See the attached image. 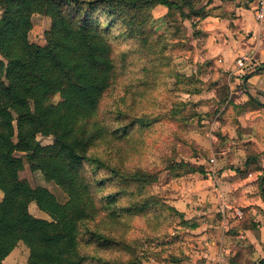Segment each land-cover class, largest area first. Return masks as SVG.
Returning <instances> with one entry per match:
<instances>
[{"label": "trees", "instance_id": "trees-1", "mask_svg": "<svg viewBox=\"0 0 264 264\" xmlns=\"http://www.w3.org/2000/svg\"><path fill=\"white\" fill-rule=\"evenodd\" d=\"M156 7L177 11L187 21L204 19L192 0H0V264L19 243L28 250L26 264H133L93 256L87 249L129 250L110 231L134 217L164 211L150 188L182 174H205L182 163L157 173L127 169L134 127L146 125L134 118L122 124L129 117L124 110L114 112L113 126L109 114L107 120L99 118L101 101L117 76L113 29L134 42L130 52L139 61L147 54L158 58L149 26ZM34 15L50 20L43 46L29 41ZM175 77L181 83V75ZM221 98L224 103L227 96ZM38 136L52 143L43 146ZM256 160V155L247 159ZM25 164L60 188L66 202L21 179ZM250 171L264 173L259 166ZM96 191L107 193L99 204ZM31 204L48 219L31 215ZM99 222L106 230L97 229ZM237 251L232 264L241 257Z\"/></svg>", "mask_w": 264, "mask_h": 264}, {"label": "rangeland", "instance_id": "rangeland-1", "mask_svg": "<svg viewBox=\"0 0 264 264\" xmlns=\"http://www.w3.org/2000/svg\"><path fill=\"white\" fill-rule=\"evenodd\" d=\"M192 1L196 3L197 9L211 2V0ZM31 21L29 41L43 46L45 44L43 35L49 29L50 20L44 16L34 15ZM199 22L196 19L184 20L174 10L170 11L164 7L154 8L150 13L149 26L158 58L153 54H147L141 57L142 61L130 52L136 47L134 42L120 38L119 31L113 29L115 36H111L110 42L118 66L117 76L113 86L101 101L99 118L107 120L109 114L113 126L117 124L114 112L117 115L119 110H124L129 117L122 121V124L134 118L146 125L145 128L140 127L141 130L138 125L134 127L131 135L132 143L126 148L127 160L124 166L129 170L157 173L173 163H182L196 169L203 166L204 169L216 174L217 167L229 166L233 162L234 165L242 164L241 157H236L237 148L234 144L236 137L231 136L228 128V116L232 113L226 112L225 109L222 111L225 103H222L221 96L226 95L225 102L229 100L233 103L234 97L238 96L234 94L236 91L245 93L243 82L247 81L248 72L243 70L239 73L241 77H232L231 72L222 73L208 62H199L200 59L195 51L198 44L192 43V37L195 39L193 28L197 27ZM128 52H130L128 57L122 61L121 55ZM142 66L149 70L151 76L148 75L149 72L145 73L142 70ZM176 74L181 75L182 78L179 79L181 81L179 84ZM230 76L231 79L237 80L235 83L237 85L228 86ZM139 81H144L145 85H141ZM247 86L248 83L245 85L248 89ZM223 88L227 90L224 91ZM233 124L236 125L234 121ZM224 127L227 129L222 132L221 128ZM37 141L43 146L52 143L51 138L42 136H38ZM103 150L104 148H99L97 152ZM248 155L251 157L255 153L248 151L246 156ZM16 156L24 158L22 154ZM210 160L214 162L211 163ZM182 175L167 184L154 185L150 188V194L158 197L160 202L165 204L164 211L149 212L145 216L134 217L127 221L126 225H116L111 229V236L121 238L129 246V250L113 248L107 251H95L91 246L87 252L93 256L123 263L194 264L193 257L198 252L197 246L194 245V236L187 230L189 222L183 221L173 205L174 200L186 196L183 214L186 218H190L187 191L190 188L188 184L191 183L188 180L192 177L191 174ZM193 175L199 176L197 173ZM19 176L32 188L48 189L59 203L66 202V196L60 188L53 183L45 182L42 175L30 171L27 164ZM181 179L182 182L179 184ZM255 192L259 193V189L257 188ZM95 193L98 204L107 194L97 191ZM29 212L36 218L48 219L34 204H31ZM214 218L216 220L214 223L219 224L221 218L218 213ZM98 221L100 219L96 222ZM98 224L97 229L106 230L107 227L103 222ZM236 247L241 248L243 253L249 251V248L243 244L240 246L236 244ZM12 253L9 264H26L28 250L22 243H19ZM243 258L242 255L241 259Z\"/></svg>", "mask_w": 264, "mask_h": 264}, {"label": "crops", "instance_id": "crops-1", "mask_svg": "<svg viewBox=\"0 0 264 264\" xmlns=\"http://www.w3.org/2000/svg\"><path fill=\"white\" fill-rule=\"evenodd\" d=\"M257 4L258 0H211L199 8L204 19L193 28L192 43L198 44L195 51L199 62H208L222 73L231 72L232 77H241L243 70L248 72V79L243 82L245 93L236 91L238 96L233 103L224 102L222 109L232 113L228 114V128L236 137V157H241L242 164L217 167L216 174L199 166L205 174H191L187 191L190 218L183 214L186 196L173 202L183 221L189 222L187 230L194 236L198 250L194 264H232L238 252L236 244L249 248L247 253L241 252L238 264H260L264 260V173H247L248 168L256 166L264 170V24L255 20ZM236 82L230 76L228 86L233 87ZM233 121L236 125H232ZM226 129L221 128L222 132ZM248 151L257 156L255 162L247 161ZM257 188L259 193L255 192ZM214 211L221 218L219 224L214 223ZM12 254L2 264H9Z\"/></svg>", "mask_w": 264, "mask_h": 264}, {"label": "built area", "instance_id": "built-area-1", "mask_svg": "<svg viewBox=\"0 0 264 264\" xmlns=\"http://www.w3.org/2000/svg\"><path fill=\"white\" fill-rule=\"evenodd\" d=\"M254 17L257 22L264 24V0H258L257 7L254 10ZM236 216H240V213L236 212Z\"/></svg>", "mask_w": 264, "mask_h": 264}]
</instances>
